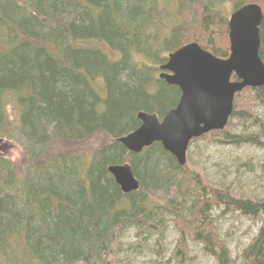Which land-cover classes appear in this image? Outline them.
Instances as JSON below:
<instances>
[{"label":"trees","instance_id":"obj_1","mask_svg":"<svg viewBox=\"0 0 264 264\" xmlns=\"http://www.w3.org/2000/svg\"><path fill=\"white\" fill-rule=\"evenodd\" d=\"M233 1L231 11L257 3L264 12V0ZM203 5L180 0L181 12L192 9L191 25L169 28L157 0H0V141L21 140L24 150L20 166L0 152L2 263L111 264L128 226L161 234L170 214L180 236L176 264H191L190 239L218 264H264V198L208 185L160 142L133 153L117 140L141 125L140 111L162 119L178 105L180 88L159 77L171 53L196 42L217 57L230 55L229 26ZM260 31L264 61V16ZM97 80L104 94L94 87ZM8 95L20 111L16 129ZM255 102L264 106V87L237 93L227 126L198 139L264 147V119L253 112ZM234 124L242 131L233 132ZM98 135L109 140L89 159L67 147ZM124 163L140 182L128 194L108 171ZM149 195L164 196V204L149 208ZM219 209L262 223L242 262L220 238L213 215Z\"/></svg>","mask_w":264,"mask_h":264},{"label":"water","instance_id":"obj_2","mask_svg":"<svg viewBox=\"0 0 264 264\" xmlns=\"http://www.w3.org/2000/svg\"><path fill=\"white\" fill-rule=\"evenodd\" d=\"M263 16L257 3L244 5L231 15L227 58L215 56L196 42L171 53L159 77L180 88L178 105L162 119L140 111L141 125L118 142L133 153L160 142L184 166L193 139L227 126L237 93L247 87H264V61L259 55ZM108 171L123 193L139 190L140 182L129 163L111 165Z\"/></svg>","mask_w":264,"mask_h":264},{"label":"rangeland","instance_id":"obj_3","mask_svg":"<svg viewBox=\"0 0 264 264\" xmlns=\"http://www.w3.org/2000/svg\"><path fill=\"white\" fill-rule=\"evenodd\" d=\"M160 3L167 17L170 14L172 16L173 20L166 22L170 28L190 23L192 9H189V11L183 10L178 15L180 19L178 21L173 16V10L176 9V0H160ZM234 3V1L229 2L222 7L224 10H229ZM85 44L103 46L112 58L119 57L117 53L111 52L104 44L98 42ZM94 87L101 94H104L102 80H97ZM245 95L242 96L246 98ZM7 99L10 102L12 101V104L9 103V115L13 128L16 129L20 123V111L13 103V96L8 95ZM254 104L253 112L259 118L264 119V106L257 102ZM242 129L243 125L240 124L232 126L233 132L236 133L241 132ZM108 140L106 136L98 135L86 142H68L67 147H70L71 150L83 151L89 159L91 150L105 144ZM21 143V140L0 141V152L11 158L19 166L24 161V150ZM58 146L60 147L59 150L63 147L61 144ZM50 153H52V150ZM186 163L189 169L199 170L205 182L210 186L229 188L232 193L238 196L264 198V147L251 144L236 147L232 144H221L212 139H198L190 144ZM150 195L147 201H144V204H147L149 208L164 204V196ZM213 215L216 218L215 225L220 238L225 241L232 258L242 262V254L257 235L262 225L261 221L239 214H223L220 209L215 210ZM154 218L158 221L157 216ZM163 224L164 229L161 234L156 232H143L140 234L134 225L128 226L122 233L121 245L115 252L111 264H176L174 253L180 243L179 229L170 214L164 215ZM187 246L188 256L192 259L191 264H218L214 256L203 251L202 244L190 239ZM0 264L6 263L0 261Z\"/></svg>","mask_w":264,"mask_h":264},{"label":"flooded vegetation","instance_id":"obj_4","mask_svg":"<svg viewBox=\"0 0 264 264\" xmlns=\"http://www.w3.org/2000/svg\"><path fill=\"white\" fill-rule=\"evenodd\" d=\"M202 2H203V6L204 7H206V8H204V10H207V11H209V12H211V14H208L210 17H215V19H217V20H219V21H221V22H223V23H226L228 26H229V21H230V17H231V15L235 12V11H237V10H235V11H231L232 10V8H233V6L231 7V9H229V10H227V9H225L224 10V4H226V3H229V2H232L233 0H214V5H211L210 4V2H211V0H201ZM157 2H158V5H159V10H158V14H160V13H162V18H161V22L163 23V24H165V25H167L168 27H169V25L166 23V22H169V21H171V20H173L172 19V16H171V14L167 17V15H166V13H165V11L163 10L164 8L161 6V3H160V0H157ZM247 4H250V3H247ZM247 4H245V5H247ZM175 5H176V9H174L173 10V16H174V18H176L178 21H180V19H179V17H178V15H180L181 14V7H180V0H176V3H175ZM223 6V7H222ZM244 6V5H243ZM242 6V7H243ZM210 8V9H208V8ZM241 8V7H240ZM239 8V9H240ZM216 9H218V10H216ZM182 16V15H181ZM170 28V27H169ZM200 45V44H199ZM201 46V45H200ZM202 47V46H201ZM202 48H204V47H202ZM205 49V48H204ZM207 50V49H206ZM161 70V69H160ZM162 72V71H161ZM160 72V73H161Z\"/></svg>","mask_w":264,"mask_h":264}]
</instances>
